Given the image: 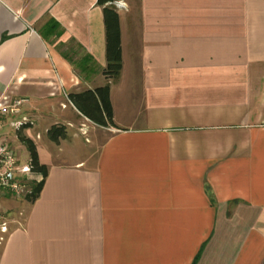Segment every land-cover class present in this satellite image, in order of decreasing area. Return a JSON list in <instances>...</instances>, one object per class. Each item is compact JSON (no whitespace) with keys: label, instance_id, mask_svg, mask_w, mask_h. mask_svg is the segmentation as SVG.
Returning <instances> with one entry per match:
<instances>
[{"label":"crops","instance_id":"0c3cea01","mask_svg":"<svg viewBox=\"0 0 264 264\" xmlns=\"http://www.w3.org/2000/svg\"><path fill=\"white\" fill-rule=\"evenodd\" d=\"M119 3L107 80L98 0H0V103L23 101L3 134L30 121L39 153L67 129L25 222L4 205L0 264H264V0ZM106 85L116 128L69 100Z\"/></svg>","mask_w":264,"mask_h":264},{"label":"trees","instance_id":"16d2710c","mask_svg":"<svg viewBox=\"0 0 264 264\" xmlns=\"http://www.w3.org/2000/svg\"><path fill=\"white\" fill-rule=\"evenodd\" d=\"M121 0H98V5L103 8L104 23L106 29V58L107 67L103 74L107 80H115L122 71V51H121V29L120 17L117 13V3ZM58 27L57 25H53ZM63 56L69 58V53L63 52ZM72 61V60H71ZM91 61V58L85 59V63ZM69 100L73 106L89 121L102 128H116L113 120V108L110 100L109 85L98 87L94 90H87L78 94H70ZM31 127L30 124L22 125L17 130V139L20 143L27 146L30 153V162L33 171L43 176L39 183H32L31 193L26 200L34 203L40 196L44 187V180L47 177L48 170L39 160V155L34 142L26 137L24 130ZM50 141L55 144L67 137V129L63 125H54L48 130Z\"/></svg>","mask_w":264,"mask_h":264},{"label":"built area","instance_id":"2783aa9c","mask_svg":"<svg viewBox=\"0 0 264 264\" xmlns=\"http://www.w3.org/2000/svg\"><path fill=\"white\" fill-rule=\"evenodd\" d=\"M121 3H117L120 8ZM23 101L17 100L11 104L0 103V232L3 235L9 232V221L4 205L10 200H24L30 195L32 183H39L41 175L33 171L31 162L22 165L11 145L5 141L3 130L7 125L9 116L20 113ZM31 124L30 121L11 123L10 126L17 131L22 125ZM3 237L1 238V241Z\"/></svg>","mask_w":264,"mask_h":264},{"label":"rangeland","instance_id":"374dc122","mask_svg":"<svg viewBox=\"0 0 264 264\" xmlns=\"http://www.w3.org/2000/svg\"><path fill=\"white\" fill-rule=\"evenodd\" d=\"M72 56V55H71ZM72 58L76 59L77 57L72 56ZM12 118V117H10ZM35 132L40 133V135L44 138V141H42L40 143V147H39V153L41 154V158H43L44 161H49L51 160V151H46L43 148V143L46 142L45 140H47L48 134H45V130L43 128L41 129H37ZM5 141L7 143H9L12 147V149L15 151L17 157L19 158L20 162L22 163V165H27L30 163V153L29 150L27 148V146H25L24 144L20 143L19 140L17 139V133L15 128H8V130L5 132V134H3ZM36 136V133H35ZM50 140V139H49ZM37 149V147H36ZM91 148H89L86 144L84 139H81L79 141L74 140L68 143V145H66V152H69L71 154H74L75 156H84L86 154V152L89 150L90 151ZM38 152V150H37ZM38 153V155H39ZM40 160V159H39ZM41 163V162H40ZM24 200H11L10 202L14 204L13 209H11V212L13 213V220H19V223H24L27 213L28 211L23 208V202Z\"/></svg>","mask_w":264,"mask_h":264}]
</instances>
